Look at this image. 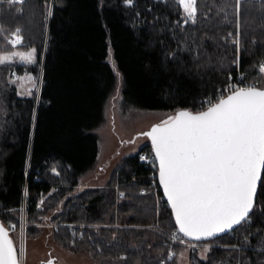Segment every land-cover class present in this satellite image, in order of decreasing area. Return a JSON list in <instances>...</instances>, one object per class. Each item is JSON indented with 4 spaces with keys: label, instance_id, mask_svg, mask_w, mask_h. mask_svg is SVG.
Masks as SVG:
<instances>
[{
    "label": "trees",
    "instance_id": "obj_1",
    "mask_svg": "<svg viewBox=\"0 0 264 264\" xmlns=\"http://www.w3.org/2000/svg\"><path fill=\"white\" fill-rule=\"evenodd\" d=\"M197 9L191 19L178 0H0V53L35 49L28 70L39 67L41 77L37 92L20 95L11 79L22 65L0 64V219L8 227L20 229L25 199L28 225L57 224L56 241L101 264H177L179 246L164 235L181 234L149 141L122 156L105 183L79 184L96 162L97 128L118 81L125 105L192 111L228 94L238 76L264 87V0H197ZM17 29L22 44L13 46ZM238 240L245 246L195 253L197 264H264V182L250 218L204 243Z\"/></svg>",
    "mask_w": 264,
    "mask_h": 264
},
{
    "label": "snow or ice",
    "instance_id": "obj_2",
    "mask_svg": "<svg viewBox=\"0 0 264 264\" xmlns=\"http://www.w3.org/2000/svg\"><path fill=\"white\" fill-rule=\"evenodd\" d=\"M124 3L132 6L134 0H124ZM178 3L188 18H195L197 0H178ZM19 31L8 43L22 44ZM235 42L238 44L239 39ZM12 56L32 64L35 49L12 53ZM10 59V56L0 57V64ZM258 71L264 75V62ZM223 91L229 94L226 97L221 94L215 98L217 102H213L214 98L204 102L206 110L195 114L179 110L142 134L151 140L159 165V183L178 231L196 240L247 221L255 207L257 184L264 182V88L252 83L244 87L229 85ZM11 227L15 231V226ZM172 237L177 239L175 232ZM260 250L264 252V248ZM0 264H18L17 250L2 225Z\"/></svg>",
    "mask_w": 264,
    "mask_h": 264
},
{
    "label": "rangeland",
    "instance_id": "obj_3",
    "mask_svg": "<svg viewBox=\"0 0 264 264\" xmlns=\"http://www.w3.org/2000/svg\"><path fill=\"white\" fill-rule=\"evenodd\" d=\"M31 50H33V48L28 50L14 49L9 52H4L7 54L3 52L0 53V57H11V59L5 61V63L16 64L15 66L22 65L21 72L19 74L14 73L11 79L16 83L20 95L31 93L35 87L37 92L41 77L39 67H37L38 72L36 75L28 70L29 67L35 65V60L32 64H26L21 62L18 56H12V53H27ZM29 76L32 77L31 81L28 80ZM178 110L180 109H146L125 105L122 100L118 81L115 92L110 96L106 104V121L97 128L99 147L96 162L90 170L80 177L81 182L79 185L81 186L83 183L94 185L105 183L110 171L122 156L134 152L150 140L149 137L142 134L150 131L156 123L170 117ZM55 188V185L52 186V190ZM35 215L36 213L31 217V220ZM19 217L18 212L17 218ZM20 222H22L20 229L18 230L16 227L14 232L17 231L16 244L17 249L20 251L19 260L20 258L23 259V264H44V261L50 258H54L58 264H101L102 261L100 262L99 258L94 257L91 251L83 247L73 250L72 247H65L60 242L56 241L53 238L54 234L52 231L57 230V224H48L45 221L37 222L36 220H32L28 225L25 222V214L22 209ZM164 237L169 242L170 246H179L174 256L177 264H190L191 261L197 264L195 253L200 259H206L209 247L240 248L245 246V244L241 243L242 240L232 243L208 241L200 246H193L194 248H192V245L180 244V239L177 234V239H173L172 234L164 235ZM246 239L247 238H244L243 241H246ZM195 247H197V249ZM48 250L50 251V255L48 254ZM172 253H174V250H171L169 255ZM45 255L47 256L45 257ZM103 263L107 264L105 262ZM220 264H228V262L225 260L220 262Z\"/></svg>",
    "mask_w": 264,
    "mask_h": 264
},
{
    "label": "water",
    "instance_id": "obj_4",
    "mask_svg": "<svg viewBox=\"0 0 264 264\" xmlns=\"http://www.w3.org/2000/svg\"><path fill=\"white\" fill-rule=\"evenodd\" d=\"M258 88H261V87H258ZM263 88H264V87H263ZM228 94H229V93H228ZM228 94H226L225 97H226ZM215 102H217V101H215ZM206 108H207V107H206ZM206 108H205V109H202V110H206ZM180 110H189V111H191V112L194 113V114L197 113V112H199V111H201V110L192 111V110H190V109H180ZM178 111H179V110H178ZM176 112H177V111H176ZM176 112H175V113H176ZM175 113L172 114L171 116L175 115ZM166 119H168V118H166ZM166 119H164V120H166ZM162 121H163V120H162ZM162 121L156 123L155 125L160 124ZM149 139H150V138H149ZM149 142H150V144H151V140H149ZM151 148H152V144H151ZM152 152H153V149H152ZM153 155H154V158H155V154H154V152H153ZM156 165H157V180H158V184H159V186H160V188H161V190H162V192H163L162 186H161L160 183H159V165H158V161H156ZM259 184H260V182H258V184H257V191H258ZM163 195H164V198H165L166 201H167V198H166L164 192H163ZM256 195H257V192H256ZM256 195H255V198H254V204H255V200H256ZM167 204H168V202H167ZM168 206L170 207L169 204H168ZM170 209H171V207H170ZM171 212H172V210H171ZM172 216H173L174 221H175V217H174V214H173V213H172ZM0 225L4 226L5 229L8 231V233H9V238L12 239V241H13V246H14V248L17 250L16 239L14 238V234L11 232L10 228L8 227V225L5 224L1 219H0ZM176 226H177V229H178V225H176ZM237 226H238V225H235V226H233L232 229L225 230L224 232L217 233L216 235H214V236H212V237L202 238V239H200V240H196V239H192V238H189V237H185V236H183L182 233H180V232H179V233H180L183 237H185V238H187V239H189V240H192V241H207V240H210V239H213V238L219 237V236H221V235H223V234H225V233L231 232V231H232L234 228H236ZM17 254H18V250H17ZM50 260L52 261V264H58V262H56V261L54 260V258H50L49 260L44 261V264H48V262H49ZM18 264H19V257H18Z\"/></svg>",
    "mask_w": 264,
    "mask_h": 264
},
{
    "label": "built area",
    "instance_id": "obj_5",
    "mask_svg": "<svg viewBox=\"0 0 264 264\" xmlns=\"http://www.w3.org/2000/svg\"><path fill=\"white\" fill-rule=\"evenodd\" d=\"M248 84H252V82H250V81H247V80H244V79H242L241 78V76H238L237 78H236V80H234L232 83H229V85H232V86H234V87H244V86H246V85H248ZM142 157H146V159H144V160H148V161H150V160H152V158L151 157H148V156H146L145 154H142ZM20 208L23 210V212L25 213V199L23 200V202H22V204L20 205ZM14 224H10V228H11V230H12V227L11 226H13ZM15 226V225H14ZM56 227H57V225H56ZM16 228V227H15ZM76 237H77V239H79L81 236H82V232L81 231H77L76 232ZM177 234V233H176ZM177 236H178V238L180 239L179 240V243L180 244H184V245H192V247L193 246H196V245H202V244H204V243H202V242H197V241H191V240H188V239H186V238H184L182 235H179V234H177ZM181 241H183V242H181ZM19 255H20V251H19ZM21 260V261H20ZM20 262H19V264H23V259H21L20 258Z\"/></svg>",
    "mask_w": 264,
    "mask_h": 264
},
{
    "label": "flooded vegetation",
    "instance_id": "obj_6",
    "mask_svg": "<svg viewBox=\"0 0 264 264\" xmlns=\"http://www.w3.org/2000/svg\"><path fill=\"white\" fill-rule=\"evenodd\" d=\"M46 254H47V252H46ZM48 254L50 255V251H49V250H48ZM43 255H44V254H43ZM46 256H47V255H45V257H46ZM45 257H44V258H45Z\"/></svg>",
    "mask_w": 264,
    "mask_h": 264
},
{
    "label": "crops",
    "instance_id": "obj_7",
    "mask_svg": "<svg viewBox=\"0 0 264 264\" xmlns=\"http://www.w3.org/2000/svg\"><path fill=\"white\" fill-rule=\"evenodd\" d=\"M4 54H7V53H4ZM5 57V56H4ZM5 63V62H4ZM83 185H87V184H82L81 186H83Z\"/></svg>",
    "mask_w": 264,
    "mask_h": 264
}]
</instances>
